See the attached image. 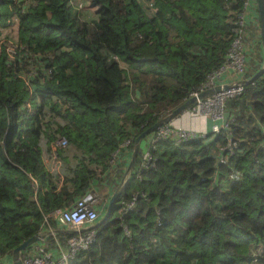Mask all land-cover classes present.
<instances>
[{"label":"trees","instance_id":"16d2710c","mask_svg":"<svg viewBox=\"0 0 264 264\" xmlns=\"http://www.w3.org/2000/svg\"><path fill=\"white\" fill-rule=\"evenodd\" d=\"M66 1L0 0L2 262L21 240L56 226L47 211L98 191L109 170L119 181L136 134L224 61L243 0ZM13 15L14 41L3 36ZM224 109L217 132L156 141L152 166L138 170L137 149L110 214L67 264H264V70ZM59 136L66 143L51 149ZM228 137L233 151L219 161ZM51 153L56 168L44 160ZM72 233L43 240L53 247Z\"/></svg>","mask_w":264,"mask_h":264},{"label":"built area","instance_id":"2783aa9c","mask_svg":"<svg viewBox=\"0 0 264 264\" xmlns=\"http://www.w3.org/2000/svg\"><path fill=\"white\" fill-rule=\"evenodd\" d=\"M66 3L73 8H79L82 5L80 0H67ZM255 5V0H243L242 7L236 18L233 21V36L229 46L225 52L224 61L221 65L206 74L204 80L199 84L198 88L189 92V95H197V93L205 88L213 86L218 83L221 78L227 79L225 83H231L228 87L196 97L190 107L189 111L196 114L206 115L210 120V133L217 132L220 128L226 127L225 119H223L224 101L226 98L239 93L243 88V79L247 71L246 64V49L245 44V19L248 17L251 23H258L257 15L251 16V8ZM257 18V20H255ZM17 16L13 15L11 18V25L15 26ZM10 25V26H11ZM16 44L11 42L5 46L9 55H13L16 51ZM223 84V83H220ZM227 118V117H226ZM221 120V123L218 122ZM207 131H197L193 128H186L181 125H173L164 122L148 133V140L145 148L140 151L138 155V170L144 167L152 166L154 157L151 154V149L154 148L156 141L169 137L173 139L175 144L182 140L189 139L196 135H204ZM129 142V138L121 142L124 147ZM66 143L63 136H59L51 142V149L55 146H61ZM235 141L230 137L220 146H218V160L223 161L227 154L232 153ZM117 154L116 151L113 155ZM49 162L50 168L58 166V159L53 153L49 158H45ZM136 193L131 195L128 200H120L119 210L124 211L134 203ZM98 196V195H97ZM96 193L89 190L84 195L77 197L70 205L65 207H53L44 215V219L52 220L55 223L62 225L65 229H75V231L68 235L64 243L55 242L56 254H53L44 243L37 242L30 249L23 254H20L22 264H67L68 260L73 257L74 253L78 250L86 248L94 239V232L87 228L92 224L99 214L97 210ZM99 200V196H98ZM53 230L52 227H48ZM43 239L40 238L39 241ZM0 264H11V262H2Z\"/></svg>","mask_w":264,"mask_h":264},{"label":"water","instance_id":"95a60500","mask_svg":"<svg viewBox=\"0 0 264 264\" xmlns=\"http://www.w3.org/2000/svg\"><path fill=\"white\" fill-rule=\"evenodd\" d=\"M255 3H256V8H257V17H258V26H259V40H260L261 47H262V49L264 51V9H263V0H255ZM263 70H264V60H263V63L260 65V67L258 69H256L250 76H248L247 78L242 80L243 83L251 81L256 76L261 74L263 72ZM230 84L231 83L215 84L213 86H210L208 88H205V89L199 91L196 96L195 95L188 96L187 98L182 100L180 103H178L176 106H174L172 109H170L169 111L164 113L162 116H160L157 119H155L149 125H147L138 134H136V136L133 138V145H132V149L130 151V156H129L128 162L126 164V167H125V169L123 171L122 176L120 177L119 181L117 182L115 188L112 190L111 194L109 195L107 203H106V206H105V209H104L102 215L97 220H95L92 224H90L87 228H91L94 225L98 224L99 222H101L103 219H105L110 214V211H111V208H112V204H113L115 198L120 193L121 189L123 188L124 183L126 181V175L131 170V168L133 166L140 138L142 136L147 135L150 131H152L158 125H160V124H162L164 122L170 121L175 115H177L179 112L183 111L184 109H186V107H188L191 103H193L196 97H200V96H203L205 94H209L211 92L218 91V90L222 89L223 87L230 86ZM227 116H228V110H225L224 113H223V119H226ZM57 231L74 232L75 229H65V228H63V229L57 228L56 229L55 228L52 231L49 230V229H43V230H39L36 233H33V234L29 235L28 237H26L23 240H21L19 243H17L12 248L11 255H10L11 264H22L21 263V259H20V252H21V250L24 247H26V246L30 245L31 243L39 240L40 238H43L48 233L57 232Z\"/></svg>","mask_w":264,"mask_h":264},{"label":"crops","instance_id":"0c3cea01","mask_svg":"<svg viewBox=\"0 0 264 264\" xmlns=\"http://www.w3.org/2000/svg\"><path fill=\"white\" fill-rule=\"evenodd\" d=\"M247 57L248 56H246V60H247ZM246 64H247V62H246ZM123 67L127 71H131V70L134 69L133 65L130 64V63H123ZM247 68H248V66H247ZM225 82H227V79L221 78L218 81L217 84L225 83ZM218 122L221 123V120H218ZM169 123L173 124V125H181V126L186 127V128H193V129H195L197 131H200V130L204 129L205 131H207L209 133L211 132V131H209V127H210L209 118L206 115H203V114L193 113V112L189 111L188 109H184L183 111L179 112L177 115H175L169 121ZM147 140H148V135H146L144 138H141L139 140V143H138V150L139 151H142L145 148V146L147 144ZM47 165H49V162H47ZM115 176H116V171L109 170L105 181L98 185V191L100 192V197H101V198L99 197L100 199H99V201L97 203V210H98L99 213L102 210L103 206L106 204L109 195L111 194L112 190L115 188V186H116V184L118 182V181L116 182ZM55 225H56L55 227H52L53 229H55V228L56 229L57 228L63 229L64 228L62 225H60L58 223H55ZM49 227H51V226H49ZM46 229H48V228H46ZM57 232H59V231H57ZM61 232H63V231H61ZM51 233H53V232H51ZM45 236L43 238H45ZM38 242L44 243L45 246L47 245V248L50 249L53 254H56V249L54 248L55 243H54L53 247H49L48 244H47V241H45L43 239H41Z\"/></svg>","mask_w":264,"mask_h":264},{"label":"rangeland","instance_id":"374dc122","mask_svg":"<svg viewBox=\"0 0 264 264\" xmlns=\"http://www.w3.org/2000/svg\"><path fill=\"white\" fill-rule=\"evenodd\" d=\"M83 5L86 6L87 4L83 2ZM251 10L254 11V8L252 7ZM244 30H245V44H246L245 47H247V49H246V56H248L247 57V60H246L247 66H248L247 72L250 73V72H252V69H254V67L256 66V64L259 62L260 57H262L261 58L262 61L260 63L261 64L263 63V60H264V51L261 48V46L259 45V40H258L259 39L258 38L259 37V26H258V23L254 22V20H253V23H251V20H250L249 23L245 25ZM16 33H17L16 27L13 26V25L5 27L4 30H3V36H5L8 39L10 38L13 41H14V38L16 36ZM255 118L256 117H253L251 115L250 122L251 123H254V119ZM95 193H96V197H97L96 198V202H97V201H99L98 200V196L100 197V192L99 191H96ZM104 209L105 208L103 207L102 208V212L104 211Z\"/></svg>","mask_w":264,"mask_h":264}]
</instances>
